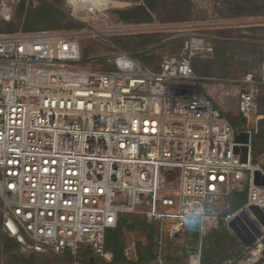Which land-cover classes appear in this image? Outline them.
Returning a JSON list of instances; mask_svg holds the SVG:
<instances>
[{
	"label": "built area",
	"instance_id": "2783aa9c",
	"mask_svg": "<svg viewBox=\"0 0 264 264\" xmlns=\"http://www.w3.org/2000/svg\"><path fill=\"white\" fill-rule=\"evenodd\" d=\"M107 1L65 5L77 20L79 9L84 19L100 17ZM144 25L0 32V229L22 252L83 264L88 249L87 257L103 264L113 258L106 231L122 214H140L155 227L150 264H167L168 241L196 232V248L170 250L201 264L207 229H217L220 220L230 229L250 204L264 210V185L253 175L257 128L249 126L263 117L256 99L264 60L240 80L239 111L248 126L238 128L204 89L210 78L192 66L193 58L214 52L207 37L193 34L154 69L111 39ZM83 37L110 49L89 59L97 66H83ZM240 131L250 132L248 143L237 142ZM242 145L249 147L247 162L235 151ZM245 186L247 202L219 216L216 203ZM196 206L205 208L207 219L190 229L188 213ZM258 224L263 235L242 244L246 249L258 245L261 251L264 227ZM239 226L253 233L247 221ZM124 256L143 263L133 234Z\"/></svg>",
	"mask_w": 264,
	"mask_h": 264
},
{
	"label": "rangeland",
	"instance_id": "374dc122",
	"mask_svg": "<svg viewBox=\"0 0 264 264\" xmlns=\"http://www.w3.org/2000/svg\"><path fill=\"white\" fill-rule=\"evenodd\" d=\"M142 1L112 0L110 7L100 17L88 16L87 19H84V12L79 9L77 11V20L69 16L65 0H27L25 8L28 11L47 2L54 5L59 11L65 12L62 26L56 28L60 30H78L84 27V25L97 28L106 24L112 27L121 23L146 24L132 33L118 34L114 32L111 39L123 48H126L125 45H134V43L138 45L144 44L150 34L156 36L158 41L149 47L142 46L141 50L126 48L136 55L149 50L148 56L152 57L153 63H159L164 56L179 53L182 49L178 50L177 46L182 39L186 43L193 34L205 35L214 47V52L200 58V60L204 61L208 73H205L206 75H199L210 78V80L204 82V89L208 91L215 105L223 113L238 115V104L242 89L240 80L247 73L256 70L264 60V13L262 12L264 11V0H247L243 8H240L242 11L238 15H234L233 6L229 3V0H163L160 2L157 12L153 14L152 21L136 23L127 22L120 18L117 11L134 7ZM4 2L7 3L6 6H3ZM19 2L20 0H0V32L7 31L8 29V25L3 23V20H14L19 14ZM81 20H85L82 22L83 24ZM70 23L75 24L71 25L70 28H66L65 25H69ZM78 24L82 26L77 27ZM18 31L23 30L20 29ZM81 45L83 59L85 60L83 66H97V63L89 59L96 55H108L110 51L109 47L100 45L96 40L87 37L82 38ZM98 65L103 64L98 63ZM256 109L258 114L263 115L261 119L264 118V103L259 98L256 99ZM241 126L242 129L246 128L248 126L247 121H243ZM249 126L251 128H258V122L257 124L252 122ZM253 158H257L255 166H259L264 172V142L258 144L257 151L253 153ZM244 188L240 191H243ZM216 205L219 210V216L224 215L227 211L231 212V206L227 197L216 203ZM228 205L230 206L229 208L227 207ZM136 216L148 223L144 215L138 214ZM223 227L228 229L225 223L220 220L218 230H221ZM212 229L214 228L207 229V234L203 238L201 264L205 246L212 232L215 231ZM230 232L232 231L230 230ZM149 233L150 230L143 228L142 225L134 230H127L124 233L125 243L133 234L138 244L142 245L143 252L147 255L149 250H151ZM232 234L235 237V246L231 252L232 257L228 258L225 263L264 264V260L261 262L264 254V239L260 242L262 243L261 251H259L258 245L251 249H246L233 232ZM198 236L196 232L188 237L183 236L178 240L168 241L166 249L167 264H188L186 254H172L170 247L175 245L178 248H183L185 245H190L196 248L199 242ZM7 239L8 236L4 235L0 229V251H2ZM152 249L154 250L153 246ZM236 256H238V259H235ZM33 258H40V261L42 259L41 255L35 257L34 254L30 255L22 252L17 245L12 252L1 253L0 264H31L33 261L35 262ZM149 258H152V255ZM142 262V264H150L148 258H145ZM51 264H66V262L56 256Z\"/></svg>",
	"mask_w": 264,
	"mask_h": 264
},
{
	"label": "trees",
	"instance_id": "16d2710c",
	"mask_svg": "<svg viewBox=\"0 0 264 264\" xmlns=\"http://www.w3.org/2000/svg\"><path fill=\"white\" fill-rule=\"evenodd\" d=\"M27 0H20L19 2V14L11 21H4L6 25H8V29L6 32H16L20 29L23 31H34L39 29H56L62 26V20L65 16V12L59 11L54 5L50 3H46L44 5L38 6L36 8H31L26 11L25 5ZM163 0H143L140 4L117 11L120 18L127 22H149L153 20V14H155L158 10L160 2ZM247 0H229V3L233 6L234 15H238L241 13V9ZM241 8V9H240ZM264 13V11H262ZM70 19V18H69ZM185 19V18H183ZM75 23H70L69 25H65L66 28H70L71 25ZM83 24V23H82ZM82 26L78 24L77 27ZM22 27V28H21ZM60 30V29H57ZM158 40L156 36L150 34L148 39L142 45L135 44L134 45H125L126 48H131L135 50H141L142 46L149 47L151 44H154ZM184 39L181 40L180 44L177 46L178 50H181L184 47ZM124 48V49H126ZM127 51H130L126 49ZM149 50H145L142 53H138L136 57H138L143 63L151 66L154 69H158L159 63H153L152 57H149ZM132 52V51H131ZM192 66L197 74L206 75L208 70L204 65V61L200 60V57H195L192 59ZM197 70V71H196ZM242 85V84H241ZM257 98L261 102L264 103V86L261 87V91L259 92ZM224 116L230 119L231 123L238 128H242L243 117L239 111L238 104V115H233L229 113H223ZM264 142V118L258 121V128L256 133L253 134V149L256 152L258 144ZM253 164H257V158H253ZM229 201V205L231 206V212L236 211L241 208L248 200V188H244L243 191H236L231 196L227 197ZM137 214H122L119 217L118 224L115 228H110L106 231L105 238V248L108 251L113 253V258L110 261L103 262V264H133L129 262L124 256V249L126 246L124 233L127 230H134L138 226L142 225L143 228H148L150 230V246L151 250L149 253L145 255L143 252V248L141 244H138V250L140 254V260L144 261L145 258H149L152 255V246H153V235L155 232V227L153 225H149L145 220H140L136 216ZM133 220V221H131ZM131 221V222H130ZM2 225V218L0 214V228ZM215 230L212 232L211 237L205 246L203 251V259L202 264H223L228 258L232 257L231 252L235 246V237L229 229L223 227L221 230ZM232 235V236H231ZM18 243L8 236V239L5 241V245L0 251L1 253H10ZM92 252L88 249H83V264H96L87 256ZM151 253V255H150ZM150 255V256H149ZM37 255H35L36 257ZM41 262L38 258H33L35 260L31 264H51L52 260H55L56 255L50 254L47 256L41 255ZM238 259V256L235 257ZM264 260L261 259V262Z\"/></svg>",
	"mask_w": 264,
	"mask_h": 264
},
{
	"label": "water",
	"instance_id": "95a60500",
	"mask_svg": "<svg viewBox=\"0 0 264 264\" xmlns=\"http://www.w3.org/2000/svg\"><path fill=\"white\" fill-rule=\"evenodd\" d=\"M242 119L243 121H246L245 117ZM236 140L239 143H248L250 141V132L240 131L236 136ZM248 149L249 147L247 145L235 147V151L237 153L241 152L242 162L248 161ZM253 175L255 184L264 185V175L260 168H255ZM251 214L256 218L257 221L252 218ZM243 220L250 224L253 233L246 232L239 226ZM258 223L264 227V210H262L258 205L250 204L248 206V210H241V212L229 223V227L244 246H249L251 243L256 241L257 238L263 235V231L261 230Z\"/></svg>",
	"mask_w": 264,
	"mask_h": 264
},
{
	"label": "clouds",
	"instance_id": "9594fccd",
	"mask_svg": "<svg viewBox=\"0 0 264 264\" xmlns=\"http://www.w3.org/2000/svg\"><path fill=\"white\" fill-rule=\"evenodd\" d=\"M205 212H206L205 208L200 207V206L193 207L189 211L188 225L190 229H195L198 226L202 227L201 217H203L204 219H207Z\"/></svg>",
	"mask_w": 264,
	"mask_h": 264
},
{
	"label": "bare ground",
	"instance_id": "6f19581e",
	"mask_svg": "<svg viewBox=\"0 0 264 264\" xmlns=\"http://www.w3.org/2000/svg\"><path fill=\"white\" fill-rule=\"evenodd\" d=\"M107 3H109V5H110L111 4V1L108 0Z\"/></svg>",
	"mask_w": 264,
	"mask_h": 264
}]
</instances>
